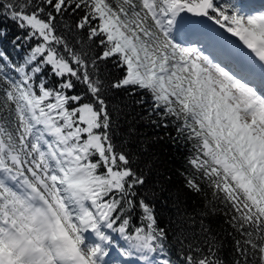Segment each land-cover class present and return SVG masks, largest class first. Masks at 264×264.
Segmentation results:
<instances>
[{
  "label": "snow or ice",
  "instance_id": "snow-or-ice-1",
  "mask_svg": "<svg viewBox=\"0 0 264 264\" xmlns=\"http://www.w3.org/2000/svg\"><path fill=\"white\" fill-rule=\"evenodd\" d=\"M0 264H264V4L0 0Z\"/></svg>",
  "mask_w": 264,
  "mask_h": 264
},
{
  "label": "trees",
  "instance_id": "trees-1",
  "mask_svg": "<svg viewBox=\"0 0 264 264\" xmlns=\"http://www.w3.org/2000/svg\"><path fill=\"white\" fill-rule=\"evenodd\" d=\"M234 2L237 5L256 2L257 6L264 3L262 0H234ZM22 54L23 53H21V55ZM14 55H16V54L14 53ZM181 151H184V149L182 148ZM176 158L179 160L181 157L179 156V154H177ZM192 203H193V205H195L196 201L193 200ZM161 219L163 222L167 223V221L169 219V213L166 210L161 212ZM217 224H218L219 228H225L226 227V225H224L223 222L220 220H217Z\"/></svg>",
  "mask_w": 264,
  "mask_h": 264
},
{
  "label": "rangeland",
  "instance_id": "rangeland-1",
  "mask_svg": "<svg viewBox=\"0 0 264 264\" xmlns=\"http://www.w3.org/2000/svg\"><path fill=\"white\" fill-rule=\"evenodd\" d=\"M264 2V0H262ZM253 4L257 5L256 2H253ZM264 4V3H263ZM186 29L190 30V26L187 21L183 22ZM186 42H191L189 39H186Z\"/></svg>",
  "mask_w": 264,
  "mask_h": 264
}]
</instances>
